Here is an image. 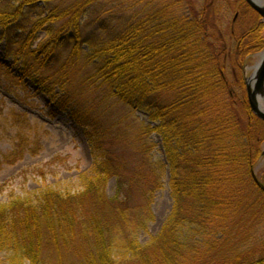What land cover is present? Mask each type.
<instances>
[{
    "label": "trees",
    "instance_id": "trees-1",
    "mask_svg": "<svg viewBox=\"0 0 264 264\" xmlns=\"http://www.w3.org/2000/svg\"><path fill=\"white\" fill-rule=\"evenodd\" d=\"M223 1L0 0L6 56L53 115L69 116L93 159L77 190L0 202V264H264V190L253 174L264 122L243 75L264 26L225 42ZM239 2L258 19L244 0H225L241 14ZM153 133L164 163L152 160ZM166 168L172 208L142 244Z\"/></svg>",
    "mask_w": 264,
    "mask_h": 264
},
{
    "label": "rangeland",
    "instance_id": "rangeland-1",
    "mask_svg": "<svg viewBox=\"0 0 264 264\" xmlns=\"http://www.w3.org/2000/svg\"><path fill=\"white\" fill-rule=\"evenodd\" d=\"M262 1L264 3V0ZM110 3L111 6L116 4L114 1ZM222 4L227 7L223 13L221 28L225 42L231 40V32L249 30L253 21H256V25L263 24L257 13L256 20L251 13L245 11V4L239 2L243 15L236 11L235 4L230 8L225 0ZM181 7L182 14H190L185 3ZM213 32L218 35L219 31L213 29ZM43 35L40 33L38 40H42ZM259 52L248 59L243 69L244 77L252 73L249 67L257 62ZM12 63L13 58L6 56L5 46L0 45V202L7 201L12 194L34 196L44 188L79 189L83 174L89 173L93 165L87 140L67 114L53 115L49 111L52 106L47 104L51 100L50 97L38 90L33 81L23 77ZM230 82L232 84V81ZM132 117L143 125L149 124L142 111H132ZM149 139L155 145L151 154L152 160L166 162L161 137L153 133ZM253 173L264 184V152L254 165ZM168 179L169 172L166 168L162 174L163 187L155 192L151 203L153 220L148 223L146 230L137 234L138 241L142 244L160 230L171 211L173 200ZM114 190L115 181L112 178L107 183V194L113 195ZM261 237L264 239V233H261ZM4 259L6 255L0 254V262Z\"/></svg>",
    "mask_w": 264,
    "mask_h": 264
},
{
    "label": "water",
    "instance_id": "water-1",
    "mask_svg": "<svg viewBox=\"0 0 264 264\" xmlns=\"http://www.w3.org/2000/svg\"><path fill=\"white\" fill-rule=\"evenodd\" d=\"M254 10L264 24V3L262 0H244ZM259 59L249 67L250 76L245 78V91L251 112L264 122V50L258 53ZM264 190V186H261Z\"/></svg>",
    "mask_w": 264,
    "mask_h": 264
}]
</instances>
